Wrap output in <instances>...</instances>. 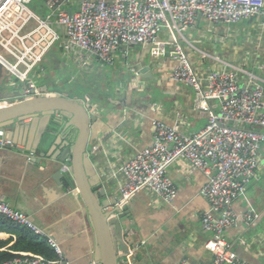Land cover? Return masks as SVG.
<instances>
[{
    "label": "crops",
    "instance_id": "1",
    "mask_svg": "<svg viewBox=\"0 0 264 264\" xmlns=\"http://www.w3.org/2000/svg\"><path fill=\"white\" fill-rule=\"evenodd\" d=\"M63 8L74 11L78 5L69 3ZM39 10L49 11L44 0ZM159 36L180 42L191 66L200 75L227 66L236 69L241 86L250 83L245 70L264 78V15L223 25L209 22L199 13L194 25L185 31V38L169 27H165ZM60 46L63 50L51 69L44 66L48 60L44 56L31 73L40 88L64 81L84 82L91 78L89 74L106 76L102 86L94 82V89L86 95L67 89L52 91L77 95L87 102L88 111L96 117L91 122L88 147L92 167L100 178L95 189L105 188V197L111 199L112 207L121 206V210L111 217L128 212L121 221L128 229L124 234L130 250L119 264L211 262L213 255L205 243L212 233L202 225V215L210 208L208 199L201 194L207 178L203 171L193 169L185 158H177L167 166V174L177 187L172 202L166 203L150 190L141 189L120 204V188L125 180L120 168L152 143L154 119L185 133L198 132L208 122V112L195 107L194 89L171 78L177 60L170 55L153 57L148 46L133 45L126 57L117 52L115 63L110 65L94 55L80 61L73 52ZM67 72L70 75L62 79ZM21 88L22 84L15 76L0 70V97L18 99ZM211 107L218 111L220 104L212 101ZM13 124L11 129L5 130L13 133V146L0 150V197L29 214L58 241L63 252L62 264H96L95 233L87 207L71 171L63 170L69 163L58 162L63 176H55L57 166L43 164V158L39 156L42 148L38 142L42 136L50 139L52 131L58 130V117L52 113L35 114ZM75 133L63 132L57 140L58 145L52 146L64 148L67 142L74 141ZM47 149L49 146L43 148ZM252 178L246 184V195L237 197L232 208L241 215L254 207L255 222L248 226L238 221L226 230L225 236L239 257L253 264H264V159ZM18 237L19 234L8 225L0 224V251L35 255L31 251L11 248Z\"/></svg>",
    "mask_w": 264,
    "mask_h": 264
},
{
    "label": "built area",
    "instance_id": "2",
    "mask_svg": "<svg viewBox=\"0 0 264 264\" xmlns=\"http://www.w3.org/2000/svg\"><path fill=\"white\" fill-rule=\"evenodd\" d=\"M32 1L0 0V70L22 84L18 99L0 98V107L43 94L31 73L58 42L80 61L94 55L110 65L115 63L117 52L126 57L133 45L148 46L156 58L172 56L177 65L171 78L194 89L195 107L208 112V122L198 132L185 133L154 119L152 143L120 168L125 179L120 204L141 189L150 190L166 203L172 202L177 187L167 174V166L177 158H185L207 178L201 194L210 208L202 215V225L212 233L205 247L213 259L204 264H253L238 256L225 233L238 221L253 224L257 216L254 207L238 215L232 204L246 195V184L264 159V78L245 70L250 83L241 86L236 69L227 66L200 75L180 42L159 35L169 27L185 38V31L194 25L199 13L211 23L225 25L264 15V0H44L49 10L45 16L30 6ZM69 3H77V10L63 8ZM212 101L220 104L218 111L212 109ZM6 134L0 129L1 146H13ZM63 170L68 172L70 165L65 164ZM0 216L46 237L58 254L55 260L35 254L0 264H62L58 241L4 197H0Z\"/></svg>",
    "mask_w": 264,
    "mask_h": 264
},
{
    "label": "water",
    "instance_id": "3",
    "mask_svg": "<svg viewBox=\"0 0 264 264\" xmlns=\"http://www.w3.org/2000/svg\"><path fill=\"white\" fill-rule=\"evenodd\" d=\"M41 91H43L41 95L22 98L0 107V129H11L15 121H22L24 117L35 114H56L58 117L56 129L60 134L55 130L52 131L50 139L46 136L40 138L38 145L42 149L39 150V156L43 158V164L54 163L57 166L55 176H63V170L58 162L69 163L77 191L85 202L94 229L96 264H119L122 258L128 256L130 250L124 234L128 229L124 228L121 221L128 212H120L117 217H111L121 206L112 207L111 199L105 197V188L95 189L100 178L92 167L88 147L91 144V122L96 120V117L88 111L87 102L77 95L72 96L68 92L46 95L45 93L49 91L47 85L41 87ZM63 132H76L74 141L67 142L64 148H54L52 145H58L57 140L61 139L60 135ZM56 133L59 136L52 140ZM6 137L12 139L13 133H7ZM46 146H49L47 151L43 150ZM2 149L0 144V150ZM258 219L260 220V217Z\"/></svg>",
    "mask_w": 264,
    "mask_h": 264
},
{
    "label": "trees",
    "instance_id": "4",
    "mask_svg": "<svg viewBox=\"0 0 264 264\" xmlns=\"http://www.w3.org/2000/svg\"><path fill=\"white\" fill-rule=\"evenodd\" d=\"M60 45L61 44L59 42L56 43L54 46L50 48V50L45 55V58L48 59V60H45L46 62H44V66L46 68L51 69L54 65L53 63L54 60L59 59V56H60L59 54L63 50L62 46ZM49 88L50 90H53V91H59V90L65 89L63 86H60V84L58 83L51 85ZM75 135L76 133L73 134L74 136L73 138H75ZM0 224H2L3 226L8 225V228H10V230L15 231L17 232V234H19L18 239L11 247L12 249L31 251L35 254L43 256L46 260H55L58 258V254L55 252L53 247L50 246L46 237L34 234L29 229H27L25 226L17 224L11 220H8L3 216H0ZM18 256H21V255L17 253L8 252V251H0V261L14 259Z\"/></svg>",
    "mask_w": 264,
    "mask_h": 264
},
{
    "label": "rangeland",
    "instance_id": "5",
    "mask_svg": "<svg viewBox=\"0 0 264 264\" xmlns=\"http://www.w3.org/2000/svg\"><path fill=\"white\" fill-rule=\"evenodd\" d=\"M30 6L31 7H33V9H35V11L36 12H38L40 15H42V16H45V15H47L48 13H49V11H47L46 13H45V11H46V8L45 7H43V10L45 9V11H40L39 10V6H43V0H34L31 4H30ZM36 7V8H35ZM94 64H96V65H100L98 62H95ZM93 64V65H94ZM103 65H105L107 68H109V66H107L106 64H103ZM70 68H75V67H72V66H70ZM70 72V71H69ZM105 73V72H104ZM65 74V73H64ZM70 75V73H68L67 72V75L65 74V75H63V78L62 79H64L65 77H68ZM89 77H91V78H89L90 80H92L93 82H91V81H89V79L88 80H86V81H84V82H82V81H74V82H70V83H64V82H62V83H60L65 89H67V90H69V91H77V92H83V93H80V94H82V95H86L87 93H88V91L90 90V89H94V87H95V83H98V84H100V86H102L101 84H103V83H105V80H106V76H103V75H95V74H89ZM57 78V77H56ZM56 78H55V80H56ZM82 82V83H81ZM95 82V83H94ZM87 86V87H86ZM253 179V178H252Z\"/></svg>",
    "mask_w": 264,
    "mask_h": 264
},
{
    "label": "bare ground",
    "instance_id": "6",
    "mask_svg": "<svg viewBox=\"0 0 264 264\" xmlns=\"http://www.w3.org/2000/svg\"><path fill=\"white\" fill-rule=\"evenodd\" d=\"M49 91H52V90L49 89ZM52 92H53V91H52ZM0 98H4V97H0ZM6 98H7V97H6ZM27 98H29V97H27Z\"/></svg>",
    "mask_w": 264,
    "mask_h": 264
}]
</instances>
